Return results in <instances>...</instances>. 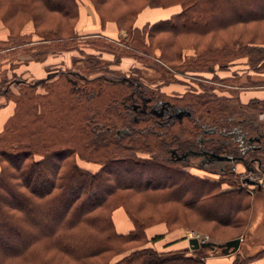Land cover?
Returning a JSON list of instances; mask_svg holds the SVG:
<instances>
[{"label":"trees","instance_id":"1","mask_svg":"<svg viewBox=\"0 0 264 264\" xmlns=\"http://www.w3.org/2000/svg\"><path fill=\"white\" fill-rule=\"evenodd\" d=\"M40 1L62 17L79 16L76 0ZM144 1L151 7L179 2L181 8L166 18L148 21L139 30L132 29L131 24L126 39L135 40V32L146 37L148 47L159 51L158 57L169 69L182 71L193 82L199 79L196 83L204 92L189 90L172 97L189 108L190 115L183 120H160L147 107L143 109V105L159 99L158 89H149L144 81L130 75L81 80L60 73L42 81L44 94L36 93V84L21 82L19 93L14 95L15 114L0 134V264H18V259L27 264H51L38 256L40 246L48 241L81 264H209V256L223 254L208 247L189 251L179 245L158 251L146 245L147 220L123 204L119 194L127 191L141 192L154 204L177 202L222 225L245 224L244 215L250 207L248 192L242 187L223 189L220 181L185 170L189 166L185 159L199 154L211 161L221 151L242 156L245 163L257 158L256 150L246 141L247 133L256 130L254 119L233 115L239 105L238 92L217 94L215 87L202 82L215 81V70L225 69L238 55L250 59L260 55L251 60H264V44L252 40L208 44L185 59L182 47L169 55L165 42L155 36L207 34L237 23L264 20V0ZM7 2L16 13L28 11L31 4V0ZM74 30L69 25L63 35L58 30L40 31L39 35L43 39H68L77 36ZM227 78L229 75L220 80ZM38 106L44 108V114L35 112ZM211 127L216 130L207 133ZM198 138L203 139L199 146ZM170 147L181 152L182 159H172ZM82 159L98 163L99 168L90 171L80 166L78 160ZM9 168L16 171L25 191L11 185ZM58 205L59 209L51 211ZM117 208L131 223L127 231L116 228ZM97 257L101 261H95ZM262 258L264 248L245 258L236 257L233 264ZM258 264H264V259Z\"/></svg>","mask_w":264,"mask_h":264},{"label":"rangeland","instance_id":"2","mask_svg":"<svg viewBox=\"0 0 264 264\" xmlns=\"http://www.w3.org/2000/svg\"><path fill=\"white\" fill-rule=\"evenodd\" d=\"M76 4L79 16L76 19H68L49 11L40 0H31L29 10L22 13H16L15 10L9 8L7 0H0V134L4 132L5 127L15 114L14 95L19 93L21 82L36 84V93L44 94L46 89L42 87V81L60 73H68L81 80L85 77L119 79L122 75H130L139 81H144L149 89H158L161 95L159 99L147 103V106L143 105V109L147 107L148 112L160 120L163 117L183 120L185 116L190 115V109L181 106L172 97L183 96L189 90L204 92L201 91L202 87L196 83L199 79L193 82L190 76L188 78L182 75V71L169 69L168 65L158 57L159 51L154 48L153 51L152 48H149L147 38L140 36L138 32L134 33L135 40L126 39L128 37L126 30L131 24H133L132 29L138 28L139 30L143 28L145 23L158 18L159 15L180 10L181 4L179 2L165 7H151L144 0L131 3H126L123 0H76ZM137 9L140 12L136 13ZM128 10H133L131 15L130 13L127 15ZM145 11L146 13H144ZM69 25L74 26V31L77 33L75 38L43 39L39 35L40 31L48 30H58V33L63 35L65 27ZM155 38L165 42V49L169 55H173L178 47H182L186 59L195 55V50H199L208 44L219 45L235 40L243 43L252 40L263 45L264 20L237 23L207 34H188L187 36L176 37L162 33L157 34ZM130 44L135 45V47L130 46ZM144 48L148 49L149 53H146ZM259 56H254L251 59H258ZM251 59L246 55L233 57L225 69L215 70V75L218 77L215 78V81L211 83L204 81L202 85L215 87L217 94L228 95L230 93L236 95L241 80L238 75L240 70V74L245 69L253 72L256 65L259 69H264L263 59L257 60V62L254 61L255 59ZM94 68L98 71H91ZM226 75H229V78L220 80ZM243 77L242 80L246 82L248 77ZM211 92L209 91V93ZM235 107L237 109L233 114L234 117L242 118L243 115L239 114L238 106ZM43 111L44 108L39 106L35 109V112H40L41 115L44 114ZM148 125L147 123L146 126ZM214 130L216 128L211 127L206 131L210 133ZM260 131H264V127H261ZM116 132L119 134L120 130L116 129ZM255 133L256 131H252L246 136V141L251 146L252 142L249 136ZM196 143L198 146L203 144V139L198 138ZM170 150L172 159H182L181 152H177L174 147H170ZM255 154L261 159L256 158L248 163H245L246 160L244 161L242 156L236 158L224 151L219 153L223 157L222 159L216 158L209 161L205 159V156L199 154H193L185 159L189 163L185 170L192 171L204 178L220 181L223 189L242 187L248 192L250 207L244 215L245 224L243 226L233 227L207 220L199 213L177 202L154 204L138 191L121 192L119 195L123 198V204H127L136 216L147 220L146 237L148 241L146 245L158 251H167L182 245L187 246L188 250L192 251L188 239L197 235L202 237L205 242L212 243H218V240L223 243L230 239L240 238L238 249L232 252L233 264L236 257L245 258L264 248V188L253 190L245 184L251 182L247 179L248 177L241 178L242 171L249 172L248 166L253 167L249 169H254L257 172V168H259L257 162L264 163V145H261V152ZM78 163L90 171L99 168L98 163L83 159L78 160ZM1 164L8 168L4 162ZM233 167H237L238 173L233 172ZM8 172L11 174L8 179L11 185L18 190L22 188V191H25V188L22 187L24 186L22 180L16 171L9 168ZM252 177L255 178V175ZM10 199L13 201L11 197ZM59 208L60 205L52 207L51 211ZM42 210H46V207ZM25 219L26 222L30 220ZM31 222L32 220H30ZM48 222L45 221L44 223L47 224ZM114 222L120 231H127L131 227L130 221L121 208L115 210ZM155 236H159V238L152 241V237ZM48 242L49 244L41 245L38 250L40 259L51 264H81L59 249L53 242ZM133 244L127 243V245ZM101 259L97 257L94 260L101 261ZM263 259H256L246 264H258ZM18 264L27 263L18 259Z\"/></svg>","mask_w":264,"mask_h":264},{"label":"crops","instance_id":"3","mask_svg":"<svg viewBox=\"0 0 264 264\" xmlns=\"http://www.w3.org/2000/svg\"><path fill=\"white\" fill-rule=\"evenodd\" d=\"M144 13H146V11ZM171 13L172 11L170 13H165L162 16L159 15L158 18H166ZM240 72L241 70L238 75L241 80L239 87L237 88L239 100L238 109L240 110L239 114L254 119L256 133L249 137L252 142L251 147L256 150V153H260L261 145H264V131H260V128L264 127V69H259L256 65L253 72L249 69L247 71L245 69L241 74ZM243 76L245 78L248 77L246 82L242 80ZM242 119H244V117H242ZM257 158L261 159L260 157ZM232 255L233 253L209 256L207 262L209 264H232Z\"/></svg>","mask_w":264,"mask_h":264},{"label":"built area","instance_id":"4","mask_svg":"<svg viewBox=\"0 0 264 264\" xmlns=\"http://www.w3.org/2000/svg\"><path fill=\"white\" fill-rule=\"evenodd\" d=\"M231 158V157H229ZM241 163H243L241 160H239ZM259 168H257V172L254 169H249L251 166H248V170L249 172L246 173L244 171H242V176L241 178L244 179L245 177H248L247 179H249V181H251L250 183H245L243 180L242 182L245 183L248 187L252 188L253 190L259 189V188H264V163L261 161L257 162ZM236 165V164H234ZM237 166V165H236ZM253 168V167H251ZM233 172L238 173L237 167H233L232 168ZM247 171V170H246ZM255 175V178H253L252 176ZM254 182V183H253ZM199 243H204L205 240L202 239V237H200L199 235H197L196 237H194ZM190 239V238H189Z\"/></svg>","mask_w":264,"mask_h":264},{"label":"water","instance_id":"5","mask_svg":"<svg viewBox=\"0 0 264 264\" xmlns=\"http://www.w3.org/2000/svg\"><path fill=\"white\" fill-rule=\"evenodd\" d=\"M218 159H222V156H218ZM240 238H234L227 240L223 243H212V242H204V243H199L195 238H190L188 239V244L189 247L192 250L198 249L200 247H208L211 249H220L221 253L227 255L229 253L235 252L239 245H240Z\"/></svg>","mask_w":264,"mask_h":264}]
</instances>
